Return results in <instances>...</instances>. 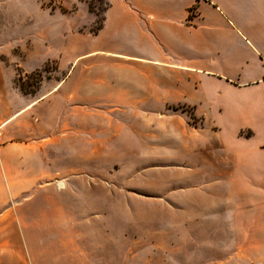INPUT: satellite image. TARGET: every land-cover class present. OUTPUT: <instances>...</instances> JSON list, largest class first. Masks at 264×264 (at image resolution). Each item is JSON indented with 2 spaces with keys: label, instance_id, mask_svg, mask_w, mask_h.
Listing matches in <instances>:
<instances>
[{
  "label": "crops",
  "instance_id": "crops-1",
  "mask_svg": "<svg viewBox=\"0 0 264 264\" xmlns=\"http://www.w3.org/2000/svg\"><path fill=\"white\" fill-rule=\"evenodd\" d=\"M105 1L96 32L0 42V264H117V235L86 232L98 220L86 198L101 185L81 167L88 144L98 151L102 122L82 118L104 111L159 117L156 133L137 121L140 150L151 136L197 153L205 127L214 137L224 127L229 160L258 172L253 187L231 191L241 203L229 223L237 218L238 239L254 240L255 264H264V0ZM9 16L21 25L22 0H0L1 32ZM49 60L61 78L24 92L17 71ZM179 106L202 125L188 124ZM102 249L106 259L92 255Z\"/></svg>",
  "mask_w": 264,
  "mask_h": 264
},
{
  "label": "rangeland",
  "instance_id": "rangeland-1",
  "mask_svg": "<svg viewBox=\"0 0 264 264\" xmlns=\"http://www.w3.org/2000/svg\"><path fill=\"white\" fill-rule=\"evenodd\" d=\"M22 7L21 25L15 26L14 16L7 17L6 30L0 31L1 43H64L79 32H96L106 1L22 0ZM42 58L43 55L39 56L32 64L39 66ZM39 72L40 76L34 73L23 76L18 70L17 84L27 93L37 90L46 77L61 78L56 74V60L45 62ZM82 119L102 122L98 151L94 154V145L88 144L86 164L81 167L87 174H96L101 185V190L88 193L86 198L88 218L98 216L95 222L87 223L86 232L117 235L113 262L255 264L258 261L254 240L238 239L237 226L233 224L237 218L232 217L233 223H229V216L237 212L241 203L238 194L235 196L231 191L246 184L253 187L258 183V172L249 174L246 168L229 160L223 140L230 137L224 127L220 137L208 134L205 127L201 151L192 153L177 151V144L170 139H162L158 144L159 138L151 136L147 138L148 145L140 150L138 122L156 133L159 125L155 121L159 117L104 111L88 113ZM177 124L183 123L174 125ZM77 163L78 160H72V164ZM92 196L96 197L95 209L89 206L94 200ZM245 243L248 249L239 254V246ZM107 251L92 250V255L106 259L100 254L110 253Z\"/></svg>",
  "mask_w": 264,
  "mask_h": 264
},
{
  "label": "trees",
  "instance_id": "trees-1",
  "mask_svg": "<svg viewBox=\"0 0 264 264\" xmlns=\"http://www.w3.org/2000/svg\"><path fill=\"white\" fill-rule=\"evenodd\" d=\"M100 26H101V22H100L99 26L97 27V29H99ZM97 29H96V30H97ZM34 74L40 76V72H35ZM20 87L23 88L22 85H20ZM22 90H23V89H22ZM173 110H174V111H176V110H180V111H182V112L187 113V115H188V117H189V123H188V124L192 125L193 127H196V125H198V126H201V125H202V121L196 119V117L193 115V113H192V111H191L190 109H185V107L179 106V107H174ZM196 121H197V122H196Z\"/></svg>",
  "mask_w": 264,
  "mask_h": 264
}]
</instances>
